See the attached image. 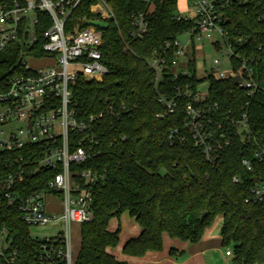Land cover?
Wrapping results in <instances>:
<instances>
[{
  "label": "trees",
  "instance_id": "trees-1",
  "mask_svg": "<svg viewBox=\"0 0 264 264\" xmlns=\"http://www.w3.org/2000/svg\"><path fill=\"white\" fill-rule=\"evenodd\" d=\"M1 1L9 7L12 4V0ZM97 1L82 0L69 15L65 30L72 31L76 25L83 29L95 22L98 18L89 12V7ZM105 1L114 15V19L106 21V28L100 29V62L107 74L99 83L78 79L71 87L77 119L104 115L94 129L101 155L71 167H93L104 175L90 188L93 219L78 228L74 264H128L109 252L119 244L120 227L118 224L111 232L108 224L123 214L140 229L121 247V254L128 258L160 252L163 235L196 244L220 218L221 247L231 249V264H264V200L246 201L253 180H264V163H252V171H246L241 164L242 159H251L252 152L264 146V92L248 97L244 90L232 85L230 78L208 75L204 104L213 108L211 111L220 121L245 110L252 139L242 141L236 127L228 129L223 123L230 144L218 152L213 163L193 146L187 134L181 132L182 142L170 141L169 132L181 129L185 120L186 87L195 91L204 81L196 77V62L187 63L188 75L174 71L170 64L174 58L173 42L190 29V24L176 19V0H149V4L143 0ZM221 12L224 28L231 35L243 37L235 51L257 61L254 70L264 87V21L259 20L264 13V0L230 2L223 5ZM138 13H145L147 26L142 38L134 39L129 36L131 17ZM36 17V42L31 47L9 43L0 52V87L8 77L27 73L20 68L24 57L45 56L43 34L51 23L46 13L37 12ZM23 26L24 22L19 29ZM153 52L163 61L156 84L157 72L148 65ZM232 64L234 70L238 69L236 61ZM159 96L176 99L173 113L163 118L156 117L163 112ZM31 151V147H26L0 153V178L14 168L9 161L23 156V166L30 160ZM31 158L36 166L38 155ZM53 174L40 169L25 177L19 182L21 195L43 189ZM234 177L237 183L232 181ZM1 228L6 230L10 248L17 252L16 264H36L37 246L13 207L4 205L1 210L0 206Z\"/></svg>",
  "mask_w": 264,
  "mask_h": 264
},
{
  "label": "built area",
  "instance_id": "built-area-1",
  "mask_svg": "<svg viewBox=\"0 0 264 264\" xmlns=\"http://www.w3.org/2000/svg\"><path fill=\"white\" fill-rule=\"evenodd\" d=\"M82 0H12L9 7L0 0V52L9 43H19L31 47L35 42L34 26L37 23V12L46 13L50 19V27L44 32L45 43L42 46L43 58L24 57L20 68L26 74H16L1 82L0 87V153L17 152L31 147L30 160L23 166V156L9 161L14 168L1 175L0 206L13 207L20 220L28 227L39 228L51 226L54 233L43 238H31L36 244L34 255L36 264H74L77 251L73 248V229L89 223L93 219L91 211L90 188L104 175L96 168L85 170L71 169L73 165L81 164L101 155L100 142L94 129L103 114L89 115L77 119L73 108L72 85L81 79L87 82H101L107 74L101 64L99 47L102 43V32L89 24L80 29L74 26L72 31H66V21L71 12ZM239 1L245 4L247 0H188L186 14L177 13L176 19L190 24L187 43L181 46L176 40L172 47L174 58L171 67L182 75H188L187 63L196 62L194 42L208 40L216 50L223 48L222 57L230 64L228 73L220 71L217 60L215 79H232L239 77L235 86L244 90L248 97L257 91L264 92L256 71L255 60L235 51V46L243 42V37L231 35L223 26L221 8L224 4ZM149 4V0H143ZM89 12L95 15L96 21L106 23L114 19V15L105 0H98L90 5ZM145 13L131 17V38L141 39L146 32ZM264 21V13L259 15ZM80 22L82 20H79ZM24 22L20 30V24ZM217 33L220 41L211 40ZM24 59L40 61L50 59L55 67L33 69L24 63ZM239 64L234 70L232 61ZM162 60L153 56L148 65L157 73L155 84L160 80ZM185 120L181 129L174 128L169 132L170 141L184 140L182 134H187L195 148L201 151L204 158L213 163L218 158V152L229 146L228 129L236 127L242 141H250L248 118L245 110L238 115L226 116L221 121L216 120L213 108L204 104L207 92L191 91L186 87ZM158 102L163 112L156 115L163 118L172 114L176 99L159 96ZM214 109L216 106H213ZM22 123L23 128L17 132L6 133L4 128L11 124ZM228 126L224 131V124ZM181 130V131H180ZM30 149V148H29ZM38 155L36 166L31 157ZM252 163H264V146L252 152L251 159L241 160L246 171H252ZM40 169L53 171L43 189L21 195L19 182L29 175H35ZM238 182L236 177L232 180ZM54 197L60 202V210H47L48 199ZM53 199V198H51ZM261 202L264 200V180H253L250 197L246 201ZM5 237V239H4ZM5 241V244L3 242ZM0 264H16L17 252L10 248L6 230L0 229ZM75 251V252H74ZM225 256L232 258L230 248L225 249Z\"/></svg>",
  "mask_w": 264,
  "mask_h": 264
},
{
  "label": "rangeland",
  "instance_id": "rangeland-1",
  "mask_svg": "<svg viewBox=\"0 0 264 264\" xmlns=\"http://www.w3.org/2000/svg\"><path fill=\"white\" fill-rule=\"evenodd\" d=\"M176 1H177V13L180 14L181 16H187L186 9H187L188 0H176ZM189 37L190 35L188 33H183L182 35L177 37V41L180 43L181 46H183L185 45V43H187ZM211 40L220 41L218 34L213 33L211 36ZM213 42L208 41V40H200V41L194 42L195 50L197 54L196 55V77L199 79H204V81L197 86V90L199 92H204V93L207 92L208 81L205 78L208 75H211L212 77H214V74L217 71L216 69L217 64L215 63V61L218 60L220 62V65H219L220 71H223L226 73L230 71L229 61L226 60V58L222 57V53L224 49L221 48V50L219 51L216 50L214 46L212 45ZM23 62L33 69H39V68L45 69L49 67H55L54 62L50 59H42L40 61L24 59ZM22 128H23L22 123H15V124H11L9 127L4 128V130L6 133H8V132H17L18 129H22ZM60 209H61L60 202L54 199V197H50L48 199L47 210L50 212H57ZM134 223L135 222L133 221V219L123 214L121 215L119 220L112 219L109 222L108 230L111 232L116 230L119 224V227H120L119 241L122 244L125 240L129 239L127 238L128 236L127 231L131 229L130 227H133ZM220 226H221V219L220 218L215 219L211 228L209 229L211 232V235H219ZM53 233H54V230L51 229V226L39 227V228L30 227L29 228V236L31 238H43L46 236H51ZM4 239H3V242L5 244ZM73 241H74L73 248L75 250L79 246V233H78L77 228L73 229ZM114 252H115V249L112 250L113 254Z\"/></svg>",
  "mask_w": 264,
  "mask_h": 264
},
{
  "label": "crops",
  "instance_id": "crops-1",
  "mask_svg": "<svg viewBox=\"0 0 264 264\" xmlns=\"http://www.w3.org/2000/svg\"><path fill=\"white\" fill-rule=\"evenodd\" d=\"M74 228L78 229V227ZM130 228L127 231V238L129 239L136 237L140 232L136 223ZM123 243L121 244L119 241L114 254L112 250L109 252L117 260L126 261L128 264H231L232 260V258L225 256V249L221 247L219 235H211L210 230H207L201 241L196 244L182 242L163 235L162 250L160 252H148L141 258H128L122 255L121 247ZM77 250L78 248L75 249V251Z\"/></svg>",
  "mask_w": 264,
  "mask_h": 264
},
{
  "label": "water",
  "instance_id": "water-1",
  "mask_svg": "<svg viewBox=\"0 0 264 264\" xmlns=\"http://www.w3.org/2000/svg\"><path fill=\"white\" fill-rule=\"evenodd\" d=\"M92 26H94V27H97V28H99V29H105L106 28V23H103V22H99V21H95V22H92V23H90ZM239 81V77H233L232 79H231V83H232V85L233 86H235L236 84H237V82ZM205 215V213H203L202 214V216H204Z\"/></svg>",
  "mask_w": 264,
  "mask_h": 264
}]
</instances>
